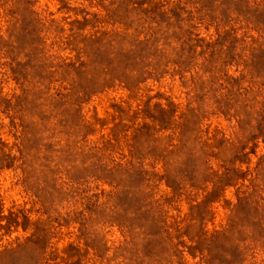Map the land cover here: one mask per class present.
Wrapping results in <instances>:
<instances>
[{"label":"rangeland","instance_id":"374dc122","mask_svg":"<svg viewBox=\"0 0 264 264\" xmlns=\"http://www.w3.org/2000/svg\"><path fill=\"white\" fill-rule=\"evenodd\" d=\"M0 264H264V0H0Z\"/></svg>","mask_w":264,"mask_h":264}]
</instances>
